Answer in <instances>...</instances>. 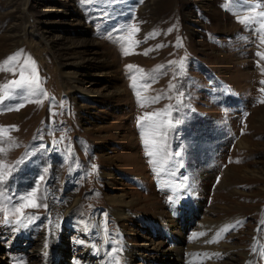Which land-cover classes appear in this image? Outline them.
I'll return each mask as SVG.
<instances>
[{"label":"rangeland","instance_id":"obj_1","mask_svg":"<svg viewBox=\"0 0 264 264\" xmlns=\"http://www.w3.org/2000/svg\"><path fill=\"white\" fill-rule=\"evenodd\" d=\"M262 11L264 0H0V264H98L107 237L123 264H226L230 248L235 264H264ZM33 69L38 85L3 88ZM174 221L181 252H167ZM226 225L213 249L187 247Z\"/></svg>","mask_w":264,"mask_h":264},{"label":"bare ground","instance_id":"obj_2","mask_svg":"<svg viewBox=\"0 0 264 264\" xmlns=\"http://www.w3.org/2000/svg\"><path fill=\"white\" fill-rule=\"evenodd\" d=\"M115 211H117V216L120 219L125 218V214L123 212H121L120 210H115ZM105 219H106L105 213H100L99 216L97 217L96 226H97L100 233H105V230L102 229L104 222H105ZM170 223L172 224V226L170 227V228H172V230L169 228V226L167 228H169L171 231L170 232V234L172 236L171 239L175 242L174 243L175 247L169 248L167 250V252H170L172 250H180V252H181V247H178L176 245L177 244L176 243V237L177 236L180 237L179 239H177V241L182 240V235L179 231L181 229V227L176 225L175 221L170 222ZM207 228L205 227L204 230H201L200 233H204L203 236H199V237L195 238L193 240L194 243L187 246L188 248L193 249L196 252V254H198V255L204 249H213L214 248V244L206 242V241H212L216 237V235H214V234L212 235V233L214 232V229L211 228L210 226H208ZM61 232H63V231H61ZM168 232H169V230H168ZM20 235L21 234H18V236L15 238V241H17V244L20 243V241H21L22 237ZM40 245L42 246V250L45 253L48 261L60 256L56 241L53 240L52 238H49V236L41 239ZM222 252H223L222 250H216L215 249V251L212 252L211 256L213 258L222 257V255H221ZM225 252H226V256H227V260H228L225 263L226 264H235L234 263L236 260L235 256L237 254L235 252V250L233 248H230V249H226ZM93 253L96 256V260H94V262L95 263L98 262V264H123L124 263V258L120 255V253L118 251H116V247L114 246V243H111V240L108 239V237L104 239V242L102 243L100 248H96L95 251L93 250ZM129 261H130V258L126 257L125 262H129ZM47 264H53V263L48 262Z\"/></svg>","mask_w":264,"mask_h":264},{"label":"snow or ice","instance_id":"obj_3","mask_svg":"<svg viewBox=\"0 0 264 264\" xmlns=\"http://www.w3.org/2000/svg\"><path fill=\"white\" fill-rule=\"evenodd\" d=\"M85 2H88V0H85ZM254 7H261L260 5H256ZM255 16H260L262 18H264V11L262 12H255ZM251 19H254V16H249V17H243L241 18V22H248L249 20ZM261 29L264 30V23L261 24ZM133 32L135 31H139L138 28H133L132 30ZM125 39H128L127 37ZM261 43H264V38H262L261 40ZM125 54H129L127 49L125 50ZM147 54V53H145ZM262 56V58H264V54H260ZM16 59V56H13V57H10L8 59V62L7 63H11L12 61H14ZM26 64H29V63H33L34 62H31V61H25ZM129 68L133 67V66H128ZM0 70H8L4 65H0ZM142 71V70H141ZM38 76L35 74V70L33 69V76L31 79H25L24 78V74L23 72L21 73V77L20 79L18 80H15V81H10L8 84H5L3 85V88L4 89H17V88H20V89H23L25 86H28V85H32V84H37L38 85ZM262 83H264V81H262ZM5 95H8V93L6 92ZM139 95V93H138ZM160 97H154V98H148L147 100H143L142 99V106H143V103L145 102H155L157 100H159ZM261 102H264V101H261ZM11 110V109H9ZM18 110V109H16ZM158 115V113H153V114H148L146 113L145 114V117H148V118H151L152 116H156ZM144 118H141V120L143 121ZM12 128H15V126H10ZM0 132H3L4 135H7V129H0ZM145 143H148V141L146 140ZM3 151H6L5 149L3 148H0V152H3ZM154 153L153 152H149L148 155H153ZM177 155H179V153H177ZM7 167L6 165H3V164H0V180H3L4 178H6L7 176V173L3 171V168ZM42 179V178H41ZM31 196H35V193H31L30 194ZM25 199L26 203L24 205H22V207L24 206H28V207H38L39 205L36 204L35 202H32V203H27V198H23ZM17 212H20L21 209H16ZM237 223L239 224L240 222L237 221ZM262 223H264V221H262ZM236 225H229V226H225L224 228H222L219 232H217L216 234V237L214 240L212 241H206L208 243H212V242H216V240L222 238V233L223 232H226V231H229L230 228H234ZM204 233H196V234H193V239L199 237V236H203ZM255 250V249H254ZM262 255H264V249H262Z\"/></svg>","mask_w":264,"mask_h":264}]
</instances>
